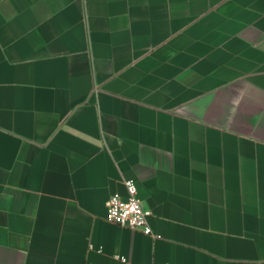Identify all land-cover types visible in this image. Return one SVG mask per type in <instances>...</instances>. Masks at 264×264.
<instances>
[{"label": "crops", "instance_id": "0c3cea01", "mask_svg": "<svg viewBox=\"0 0 264 264\" xmlns=\"http://www.w3.org/2000/svg\"><path fill=\"white\" fill-rule=\"evenodd\" d=\"M0 264H264V0H0Z\"/></svg>", "mask_w": 264, "mask_h": 264}, {"label": "built area", "instance_id": "2783aa9c", "mask_svg": "<svg viewBox=\"0 0 264 264\" xmlns=\"http://www.w3.org/2000/svg\"><path fill=\"white\" fill-rule=\"evenodd\" d=\"M128 197L124 198L118 193L112 194L107 204V221L127 229L138 231L146 236H153L149 224L152 212L147 209L137 198V185L134 180L125 182ZM122 262H127L125 257L118 256Z\"/></svg>", "mask_w": 264, "mask_h": 264}]
</instances>
